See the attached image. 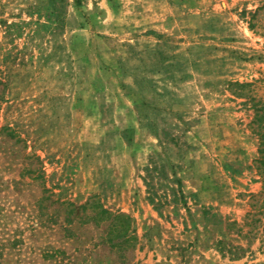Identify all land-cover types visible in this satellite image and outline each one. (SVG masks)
Listing matches in <instances>:
<instances>
[{
    "label": "rangeland",
    "instance_id": "obj_1",
    "mask_svg": "<svg viewBox=\"0 0 264 264\" xmlns=\"http://www.w3.org/2000/svg\"><path fill=\"white\" fill-rule=\"evenodd\" d=\"M47 2L0 0V264H264V0Z\"/></svg>",
    "mask_w": 264,
    "mask_h": 264
},
{
    "label": "trees",
    "instance_id": "obj_2",
    "mask_svg": "<svg viewBox=\"0 0 264 264\" xmlns=\"http://www.w3.org/2000/svg\"><path fill=\"white\" fill-rule=\"evenodd\" d=\"M75 5L79 6L81 0H74ZM65 0H48L46 7V14L44 17L46 21L50 24H57L61 19V12L64 9ZM131 130L125 129L122 131V137L126 140L128 144L132 142V137L130 136ZM160 158V156H159ZM264 158V154L262 159ZM150 160V164L145 166V175L142 176L144 186L146 188L147 201L153 207V209L162 216V211L168 206H172L175 215L178 213L179 205L187 212H189V207L187 205L188 198H193L195 194L186 195L183 190L182 180L179 178L170 179L167 174L168 165L162 160ZM167 181L168 183H166ZM171 182V183H170ZM262 186L264 190V175ZM95 196L91 197L94 198ZM90 204L87 203L82 206V210ZM93 207L98 208V212L92 218L94 221L108 220L109 226L111 228V239L113 243L120 245L122 243L130 242L135 237L133 235V230L131 229V219L130 217L120 211L111 213L108 209L104 208L102 205H98L95 202H91ZM203 217L207 214L208 209H203ZM214 215V214H213ZM215 216V215H214ZM213 216V217H214ZM119 221V223H118ZM217 243H220L218 241Z\"/></svg>",
    "mask_w": 264,
    "mask_h": 264
}]
</instances>
